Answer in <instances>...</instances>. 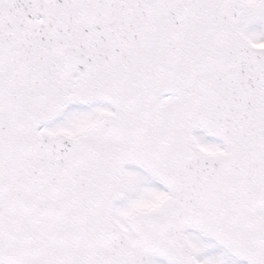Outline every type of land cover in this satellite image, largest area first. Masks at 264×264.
<instances>
[{
	"label": "snow or ice",
	"instance_id": "obj_1",
	"mask_svg": "<svg viewBox=\"0 0 264 264\" xmlns=\"http://www.w3.org/2000/svg\"><path fill=\"white\" fill-rule=\"evenodd\" d=\"M0 264H264V0H0Z\"/></svg>",
	"mask_w": 264,
	"mask_h": 264
}]
</instances>
